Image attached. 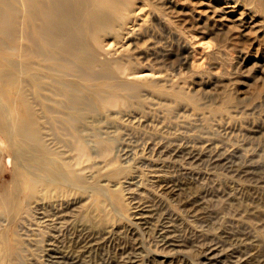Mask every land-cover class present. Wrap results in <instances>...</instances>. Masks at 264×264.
Here are the masks:
<instances>
[{"label":"rangeland","instance_id":"rangeland-1","mask_svg":"<svg viewBox=\"0 0 264 264\" xmlns=\"http://www.w3.org/2000/svg\"><path fill=\"white\" fill-rule=\"evenodd\" d=\"M122 13L101 56L130 53L124 77L142 84L111 103L79 92L70 128L90 167L62 196L27 199L5 264H264V0H129Z\"/></svg>","mask_w":264,"mask_h":264},{"label":"bare ground","instance_id":"bare-ground-1","mask_svg":"<svg viewBox=\"0 0 264 264\" xmlns=\"http://www.w3.org/2000/svg\"><path fill=\"white\" fill-rule=\"evenodd\" d=\"M128 1L0 0V264L7 232L27 199L62 196L68 181L79 184V170L90 167V153L70 128L79 92L111 103L118 91H136L142 84L137 76L124 77L133 73L125 63L133 58L130 53L112 58L101 56L99 48L124 18ZM11 92L16 107L4 101ZM109 149L102 144L99 153L108 155ZM165 242L173 244L168 237Z\"/></svg>","mask_w":264,"mask_h":264}]
</instances>
